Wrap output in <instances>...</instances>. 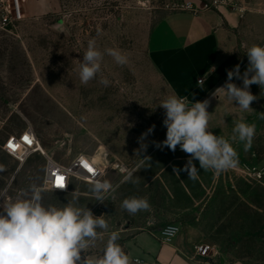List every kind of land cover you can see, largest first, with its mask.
<instances>
[{
  "label": "rangeland",
  "instance_id": "obj_1",
  "mask_svg": "<svg viewBox=\"0 0 264 264\" xmlns=\"http://www.w3.org/2000/svg\"><path fill=\"white\" fill-rule=\"evenodd\" d=\"M183 1L50 0L54 9L44 15L27 13L22 5L23 20L9 24L0 34V193L14 199L32 184L46 187L49 156L36 153L21 164L3 151L10 136L32 129L65 166L81 155L93 160L103 153L108 159L105 180L116 186L120 179L114 167L117 163L128 169L134 166L139 159L135 155L138 139L155 125L142 153L151 157V164L135 173L138 184L118 186L117 194L101 203L89 191L90 184L79 183L91 195L79 197V205H86L95 216L104 215L109 225L103 238L88 250V258L103 255L112 231L119 232L117 243L126 253L124 242L129 235L189 225L213 243L218 257L229 264H264V90L250 86L258 97L250 105L253 110L243 112L227 101L212 120L232 129L241 119L255 125L252 145L245 151L240 142L233 169L217 175L199 169L194 161L200 170L198 179H188L184 171L178 177L173 167L182 169L188 154L179 146L173 152L153 143L166 139L165 110L159 104L174 94L151 64L148 38L163 12L178 9ZM90 40L102 53L119 49L128 62L118 65L105 53L100 74L82 84L79 61ZM239 65L243 73L248 59ZM102 78L111 82L109 86L100 83ZM236 84L243 86L239 79ZM253 170L263 178L250 177ZM43 196L45 205L57 207L72 199L48 189ZM131 196L146 197L151 210L130 215L121 202ZM128 228L129 235H123Z\"/></svg>",
  "mask_w": 264,
  "mask_h": 264
},
{
  "label": "clouds",
  "instance_id": "obj_2",
  "mask_svg": "<svg viewBox=\"0 0 264 264\" xmlns=\"http://www.w3.org/2000/svg\"><path fill=\"white\" fill-rule=\"evenodd\" d=\"M105 53L113 58L116 64L125 65L128 59L119 49L108 48ZM105 53L96 46L95 40L88 42L83 60L79 61L78 77L82 84L95 79L101 72V62ZM248 66L243 73L237 64L227 71L225 84L218 87L212 96L218 98L223 93L226 99L243 112L253 110L251 104L258 97L250 91L253 84L264 90V46L252 45L246 52ZM214 71V69H213ZM207 76L197 80V86L203 89ZM234 79L242 80L243 86H237ZM105 87L111 83L107 78L100 79ZM210 101H190L187 96H169L159 104L165 110L163 125L166 127V139L153 142L157 148L167 147L175 152L177 146L188 159L184 167H173L179 177L181 171L188 174V179L197 180L200 170L213 171L219 175L238 164V153L232 143L223 136L216 135L209 128L210 113L207 111ZM261 118H264L262 116ZM155 125L149 127L138 139L140 147L135 150L139 159L131 169L124 168L121 183H139L135 173L147 169L151 157L142 155L146 152L147 137L153 133ZM231 141L243 143L247 151L255 136V125L243 119L234 123ZM67 184L59 186L65 189ZM118 185L101 179L99 176L90 181L89 191L95 201L101 203L117 191ZM44 186L32 184L21 189L12 199L0 193V264H132L130 257L117 243L120 234L109 233L103 255L95 260L89 259L87 252L95 246L108 232L109 225L104 215L95 216L86 206L79 205V196L72 193V199L63 207L45 205ZM121 208L130 215L141 211H150L151 205L146 197L131 196L123 199ZM176 229L168 227L163 235L171 237ZM135 264H139L136 261Z\"/></svg>",
  "mask_w": 264,
  "mask_h": 264
},
{
  "label": "crops",
  "instance_id": "obj_3",
  "mask_svg": "<svg viewBox=\"0 0 264 264\" xmlns=\"http://www.w3.org/2000/svg\"><path fill=\"white\" fill-rule=\"evenodd\" d=\"M23 1L27 13L44 15L54 9L50 0ZM217 1L220 0L182 2L195 5L198 13L165 10L149 35L148 54L154 70L174 95L187 96L193 102L210 101L207 109L210 113V130L229 140L238 153L240 142L231 141L232 128L212 123L219 113L218 108L228 101L220 94L215 99L212 93L225 84L226 70L248 59L246 52L249 47L264 46V7L261 0H229L231 4H222L218 9H206ZM2 31L6 32L0 27V34ZM205 76L207 78L201 89L197 86V80ZM233 82L236 84L237 79ZM40 145L45 154L40 151L37 154L49 156V159L62 164L55 159L53 149L42 143ZM255 154H252L251 159ZM113 171L120 179L118 186H123L125 183H121V180L124 173L115 169ZM102 179H106L105 173ZM79 183L72 180L69 191L64 194L72 196L75 191L79 197L91 196ZM130 232L128 228L123 231V235H129ZM160 233L161 230L144 229L127 236L124 246L130 261H139V264H229L226 258L218 257L219 251L209 262L197 258V245L214 244L206 242L200 232L189 225L180 226V233L168 244L162 242Z\"/></svg>",
  "mask_w": 264,
  "mask_h": 264
},
{
  "label": "built area",
  "instance_id": "obj_4",
  "mask_svg": "<svg viewBox=\"0 0 264 264\" xmlns=\"http://www.w3.org/2000/svg\"><path fill=\"white\" fill-rule=\"evenodd\" d=\"M264 7V0H261ZM222 4H231L229 0H220L212 6H207L206 9H218ZM23 0H0V27L5 30L9 24L17 23L23 20ZM178 10L198 13V9L192 3L182 4ZM39 141L32 129H28L20 135L10 136L4 143L3 151L14 158L21 164H24L36 152H39ZM44 154L42 151H40ZM117 170L123 172L125 166L118 164ZM249 176L253 179L261 180L263 174L257 170L249 172ZM104 172L101 168L88 159L86 156H79L70 165H61L48 159L47 170L45 176V185L47 189L53 193H66L69 191L72 180L85 182L90 184L92 178L99 176L103 178ZM62 178V179H61ZM67 184L65 189H59L60 185ZM176 229L174 235L166 237L163 235V230L168 227ZM161 230V240L164 244L171 243L180 233V227L177 225H169ZM197 258L204 259L207 262L218 255V248L215 245L202 244L195 247Z\"/></svg>",
  "mask_w": 264,
  "mask_h": 264
},
{
  "label": "bare ground",
  "instance_id": "obj_5",
  "mask_svg": "<svg viewBox=\"0 0 264 264\" xmlns=\"http://www.w3.org/2000/svg\"><path fill=\"white\" fill-rule=\"evenodd\" d=\"M39 151H42L43 153L45 152V151H43V149H42V146L40 145V142H39V149H38ZM45 154V153H44ZM106 160V157L103 155V153H101V154H99V155H97L93 160H91L92 162H93V164H95V165H97V166H99L100 168H101V170L102 171H104V170H106V168H107V160ZM107 162V163H106ZM119 167V165L118 164H116V166L114 167V169L115 170H117V168ZM105 173V172H104Z\"/></svg>",
  "mask_w": 264,
  "mask_h": 264
},
{
  "label": "snow or ice",
  "instance_id": "obj_6",
  "mask_svg": "<svg viewBox=\"0 0 264 264\" xmlns=\"http://www.w3.org/2000/svg\"><path fill=\"white\" fill-rule=\"evenodd\" d=\"M62 179V178H61Z\"/></svg>",
  "mask_w": 264,
  "mask_h": 264
}]
</instances>
